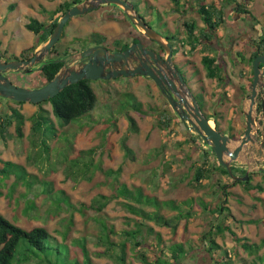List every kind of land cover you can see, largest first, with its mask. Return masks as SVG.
Here are the masks:
<instances>
[{"label":"rangeland","instance_id":"rangeland-1","mask_svg":"<svg viewBox=\"0 0 264 264\" xmlns=\"http://www.w3.org/2000/svg\"><path fill=\"white\" fill-rule=\"evenodd\" d=\"M61 1L63 0H0V35H6L4 39L9 42L7 49L0 46L2 59L19 58L23 45L35 43L34 35L25 38V31L30 32L26 30L25 24L32 18L50 22L53 9ZM128 1L136 4L144 17H147L149 9L153 8L150 25L159 33L163 23L157 12L163 16L167 30L182 29L183 18L202 24L196 12L195 0H181L187 10L183 13L174 8L171 0ZM212 1L205 0L208 3ZM238 1L246 4L249 13L235 15L232 8L234 4L224 5V12L228 17L227 24L236 28L244 24L263 22L264 0ZM125 17L124 13L112 4H104L84 15L75 16L64 27L55 48L61 52L72 42H78V47H83L92 31L104 33L108 41L116 37L128 39V33L132 37V27ZM12 29L13 36L9 38ZM53 57L54 55L48 53L45 60ZM182 57L186 61L179 60L182 66L187 63L191 69V73L189 71L187 74L191 78L190 86L193 89L197 83L195 73L198 57L194 53L183 52ZM36 71L38 69L29 74L12 72L9 75L15 80L14 83L38 87L44 83V79ZM89 84L97 97L90 112L65 123L50 112V104L46 103L43 108L49 111L54 128L44 124L37 135L33 136L30 130V116L39 107L28 102L18 106L0 97V111L6 112L10 106H17L25 116L23 136H14L5 144L0 142V214L23 228L46 227L51 234L50 243L60 246L59 251L32 255L30 261L24 264H47L46 258H49L52 264H69V258L81 261L83 254L77 240L82 237L92 264H116L107 255H100L106 244L99 239L105 235V231L101 234L98 227L104 223L109 229L112 228V231H106L109 239L120 243L123 241L121 232L133 226L131 223L128 225L130 215L122 207L123 200L120 197L110 199L101 209H97L98 205L93 201L100 195H113L115 188L123 182L130 188L142 187L144 195L156 196L162 201L173 199L183 209L189 207L181 201L193 200L190 207L192 219L187 222L186 228L185 220L176 219V211L168 208H164L162 213L166 218L172 219L171 224H176L174 232L169 227L145 221L154 229L149 235H146V230L143 232L148 246L155 243L151 248L145 246V253L150 261L153 253L160 250L154 242L155 233L159 232L162 246L168 247L174 242L182 241L186 249H189L181 264H212L205 251L207 238H203V235L213 229V225L221 222L223 214H226L223 224L244 241L259 243L264 239L263 192L257 191L254 198L242 184H232L233 180L229 176L218 171L210 173L200 185L192 184L194 168L202 161V149H210L197 137V133L188 128V123L179 118H175V124L172 125L174 132L167 135V131L161 129L157 123L158 112L163 108H172L160 95L152 80L138 76L116 78L108 82L90 80ZM127 92L132 93L136 101L141 103L140 111L130 107L132 98ZM230 115L229 112L224 113L227 124ZM128 117L136 121L137 132L129 130ZM124 136L127 137V144L132 150L131 155L125 154L120 145ZM195 136L196 142H192L190 138ZM1 161H11L13 165L9 168L2 165ZM166 162L170 164V168L162 174L159 170H165ZM209 162L213 163L212 160ZM233 164L245 171L249 169L251 183H259L264 187V170L258 169L260 164L254 163L247 155L242 157L241 162ZM118 169L119 173H114ZM27 182H31L30 186ZM223 183L228 184L226 196L222 195L223 191L219 186ZM222 198L226 200L220 203ZM200 199L207 205L205 210L199 203ZM69 202L73 207H67ZM220 205L226 207L222 212L217 210ZM249 220L255 222L249 223ZM212 237L221 247L228 249V254H231L237 264H264V261L260 262L256 258L263 255L264 246L256 254H250L240 249V246L234 250L235 243L228 230ZM113 251L118 252L116 249ZM164 251L169 254L167 248ZM126 253L127 263L143 264L136 258L129 244ZM212 253L217 254V251Z\"/></svg>","mask_w":264,"mask_h":264},{"label":"trees","instance_id":"trees-1","mask_svg":"<svg viewBox=\"0 0 264 264\" xmlns=\"http://www.w3.org/2000/svg\"><path fill=\"white\" fill-rule=\"evenodd\" d=\"M81 0H63L55 7L52 11V17L50 22L45 23L43 21H39L35 18L29 20V22L25 25V27L33 32L36 36V42L23 49L20 54V59L30 58L33 54L34 49L41 44L42 42L46 41L49 35L51 34L54 26L56 25L60 16L64 13V11L69 8L70 6L78 3ZM196 1V12L200 17V20L203 24L215 27L221 23H225L227 20V15L224 12V5L231 6L233 5V9L237 13L247 14L248 10L246 8L245 3H240L238 0H213L212 2H205V0H195ZM173 3L174 8L183 13L186 12V6H183L181 0H171ZM137 10L138 7L136 4L131 3ZM121 11V10H120ZM122 12V11H121ZM68 22L65 24V26ZM183 28L187 33V39L189 43V50L190 53H194L195 48L197 46L196 37L194 35L195 32V23L193 20H189L187 18L182 20ZM135 32V33H134ZM132 33V37L130 33H128V39L116 37L112 40L108 41L106 35L99 31H92L89 34L87 43L83 46V48H87L92 45H103L108 47L109 49L113 50H122L129 46L130 43L135 42L139 37L140 33L134 30ZM139 34V35H138ZM207 37V36H204ZM110 45V46H109ZM179 46L180 43H179ZM77 51L76 46H66L61 52H58L57 49L54 48L49 54L54 55L53 58H49L45 60L44 64L39 65L37 73L41 74L44 83L48 82L56 73V71L62 66L61 62H54L55 59L58 57H65L70 53ZM57 57V58H55ZM18 58V57H15ZM0 60H2L0 54ZM8 60V59H5ZM204 66L209 69L208 75H214L215 67H212L213 61L209 59H204L203 61ZM11 80V76L9 74L6 75ZM116 79V78H115ZM148 79V78H147ZM150 80V79H149ZM13 81V80H12ZM15 81V80H14ZM13 81V83H14ZM90 80L82 79L77 81L76 83L69 84L64 87L58 94L53 96L48 100H44L42 102L36 103L39 108L35 111L31 116V124L30 130L31 135H37L40 131V128L44 124H49L51 127L54 128V123L49 116V111L43 108V105L48 103L50 104V112L56 116L57 118L61 119L65 123H70L72 120H75L82 115L90 112L96 103L97 97L96 94L89 84ZM104 81V80H103ZM107 82L109 80H106ZM15 84L23 86L21 83L16 82ZM28 86V85H27ZM28 87H37V86H28ZM126 94L131 95L132 101L130 103V107L134 108L137 111L141 110V103L136 101L135 96L127 92ZM9 100V99H6ZM11 101V100H10ZM16 105H21L24 102H15ZM46 115L44 116L43 115ZM204 115L209 118L204 113ZM175 118L178 119L176 113L172 110H168L163 108L157 114V123L164 131H167V135L170 132H174V127L172 126L175 124ZM25 122V116L20 111L17 106H10L6 112L0 111V142L5 144L7 141L11 140L14 136L17 138H21L23 136L22 127ZM129 122V130L131 132H137L138 127L136 121L132 117H128ZM212 122V121H211ZM13 127V131L11 128ZM198 138L199 135H197ZM196 136L191 137L190 140L192 142H196ZM120 145L123 148L125 154L131 155L132 150L127 144V137L124 136L120 140ZM208 150L202 149V161L200 164L194 168L191 182L194 185H200L201 181L207 179L210 173L213 171H218L220 174L228 175L227 169L218 164L216 160L215 154L213 150L209 147ZM92 150V149H91ZM209 160H212L213 163L210 164ZM13 162L11 161H1V164L4 166H8L11 168ZM17 164V163H14ZM22 167V166H21ZM23 168V167H22ZM170 168V164L166 162L165 170H159L162 174L166 170ZM231 170L234 174H239V176H243L245 174V170L242 169H235L231 167ZM119 169L116 170L114 173L118 174ZM239 172V173H238ZM109 173V172H108ZM117 179V177H116ZM20 180V179H16ZM31 182H27L28 186H30ZM240 183L243 185L244 189L249 193L250 196L256 198L255 193L257 191L264 193V187L257 183H251V176H248L245 181L235 180L232 181V184ZM218 185V184H217ZM222 189V195H228L226 187L228 184H220ZM64 194V191H63ZM120 197L123 201H121L122 207L129 213L130 217H128V225H133L129 229H124L122 233L123 241L120 243H115L109 239L106 231H112V228H108L104 223L103 225H99V230L101 234L105 231V235L102 237L100 236L99 239L102 240L106 244V248L104 249L103 255H107L111 260H113L116 264H129L126 262V250L127 244L133 248V252L136 258L141 261L143 264H181L183 258L188 255L189 249H186L185 244L182 241L174 242L173 244L169 245L168 247L161 245V236L159 232H156V245L159 246L160 250L157 253H153L151 261L147 257L145 251L146 247L151 248L154 247L155 243L147 245V242L143 236V232L146 230V235H149L154 232V229L151 226H148L145 221H152L154 224L160 226H166L171 228L172 232L175 231L176 224H171L172 219H168L162 213L164 208H168L169 210L176 211V215L174 217L176 219H184V228H186V224L188 221L192 219V212L190 210L191 204L193 203L192 199L181 201V203L187 204L189 209H183L176 203L173 199L168 200H160L156 196H147L144 195V191L142 187H136V189L128 187L124 182L119 183L117 188H115V192L113 195H100L96 201L93 203L97 204V209H101L104 207L110 199H114ZM225 198L220 200V203L225 202ZM201 207L205 210L207 208L206 203L203 200H199ZM67 207H73L70 204ZM92 207V206H91ZM151 208V210H148ZM226 209L223 205L218 207V212H222ZM84 209V208H83ZM82 212V209H80ZM72 214V212H71ZM221 214V213H220ZM228 215V213H227ZM226 218V214L222 216L221 222L219 221L218 224L213 225V229H209L204 235L203 238H207V248L205 251L208 253L212 264H237L234 259H232L231 254H228V249L221 247L216 240L212 237L213 235L216 236L217 234L223 233L224 230H228L232 236L234 241V250L240 246L245 252L250 254H256L258 250L262 246H264V239H262L259 243H250L248 241H244L241 237H238L235 232H233L228 226L226 227L223 223ZM71 220V218H70ZM249 223H254V220H249ZM68 231V229L66 230ZM67 234V233H65ZM147 237V236H146ZM51 234L48 232L47 228L44 226H32L31 228H23L18 226L14 222L5 218L2 214H0V264H24V262H29L32 255H39L38 253H47V251L56 250L59 251V247L57 244L53 246L50 243ZM78 245L81 249V253L83 254V259L81 261L77 259H70L69 264H92L84 238L78 239ZM146 246V247H145ZM165 248L168 249L169 254H165ZM113 249L118 250L113 251ZM217 251V254H213L212 252ZM57 258V257H56ZM64 258L67 257L64 256ZM256 258L260 261H264V253L262 256H256ZM47 259V264H52V261L49 258ZM260 264V263H258Z\"/></svg>","mask_w":264,"mask_h":264},{"label":"water","instance_id":"water-1","mask_svg":"<svg viewBox=\"0 0 264 264\" xmlns=\"http://www.w3.org/2000/svg\"><path fill=\"white\" fill-rule=\"evenodd\" d=\"M104 4L118 7L133 27L161 46L165 56L162 57L152 48L144 46L141 41L132 42L120 51H111L103 45H93L64 58L55 59L54 62L65 64L48 82L38 87L17 85L6 76L12 72L29 74L34 69H38L39 65L44 64L46 55L52 51L61 37L65 24L71 18L84 15ZM85 57L87 59L81 61ZM171 57L172 49L169 41L149 26L128 0H81L64 11L47 40L34 50L30 58L0 60V97L15 102L36 104L52 98L67 85L82 79L107 80L120 77H148L165 96L169 106L179 119L188 123V128L197 133L213 150L218 164L227 169L229 177L233 181H245L249 169L243 176H238L233 174L231 165L234 162H241L242 157L248 155L245 147L250 143L255 145L259 153L262 152L250 135L253 123V98L259 72L257 66L262 57L257 56L254 60L255 77L251 86V94L242 102L247 128L239 140H234L219 132L215 128L214 122L202 113L196 98L180 72L173 65ZM263 159V157L260 158V160ZM256 162L259 161L256 159Z\"/></svg>","mask_w":264,"mask_h":264},{"label":"flooded vegetation","instance_id":"flooded-vegetation-1","mask_svg":"<svg viewBox=\"0 0 264 264\" xmlns=\"http://www.w3.org/2000/svg\"><path fill=\"white\" fill-rule=\"evenodd\" d=\"M152 9V7L149 9L147 17H144V15L139 12V8L138 10L136 9L149 26H151ZM157 14L161 17V22L163 23L161 27V32L163 33L160 32V34L169 41L172 49V63L180 72L188 88L196 98L202 113L211 116L209 119L214 122L215 128L219 132L234 140H239L247 128L242 102L251 94V86L253 85V79L255 77L254 60L257 56L262 57V60L257 66L259 72L255 86L256 92L253 98V123L251 124L250 130L251 137L256 145L262 149V152L259 153L255 145L251 143L245 148L248 153L247 156H249L254 163L260 164L258 169L264 170V159L260 160V158H264V19L262 20L263 22L258 24H244L236 28L230 26L226 22L216 25L215 27H210L203 23L197 24L194 21V35L197 43L194 55H196L198 59L196 61L197 69L195 73V76H197V83L196 87L192 89L190 86L191 78L189 74H187L191 69L187 63H185V66H182V62L185 61L182 57V52L183 54H191L189 43L187 42V33L183 27L182 29L176 28L175 30H167L163 21L164 19H162L163 16L160 15L159 12H157ZM125 18L128 19L127 17ZM129 23L132 27L130 32H134L135 30L137 33H140L136 41H141L144 46L152 48L162 57L165 56L161 46L139 32L133 27L130 21ZM179 43L181 46H179ZM73 45H76L77 51L85 49L83 47H78V42H76V44L73 42L69 44V46ZM109 50L116 51L113 49ZM205 58L213 61L212 67H215L214 75H208L209 69H207L203 63ZM86 59L85 57L81 59V61H85ZM63 64L65 63H62V65ZM186 66L187 68L185 69ZM189 73H191V71ZM107 80L111 81L112 79ZM158 91L164 100H166L159 88ZM166 103H168L167 100ZM225 112L231 114L228 124L225 121ZM204 144L206 145L205 142ZM207 147L209 148V146ZM256 159L259 162H256ZM231 167L240 170L238 165L232 164ZM262 173H264V171ZM235 175H240V173ZM248 176H250V173Z\"/></svg>","mask_w":264,"mask_h":264},{"label":"crops","instance_id":"crops-1","mask_svg":"<svg viewBox=\"0 0 264 264\" xmlns=\"http://www.w3.org/2000/svg\"><path fill=\"white\" fill-rule=\"evenodd\" d=\"M2 9H4V8H2ZM54 10V9H53ZM27 24V23H26ZM25 24V25H26ZM26 28V27H25ZM26 30H28L27 28H26ZM12 33H11V35L10 36H8L9 38L11 37V36H13V32H14V30L12 29V31H11ZM102 33V32H101ZM24 35H25V38H30V37H28V35H34L35 36V34L33 33V32H29V33H26V31H25V33H24ZM5 37H7L6 35H0V46H1V48L3 49V48H8V44H9V42L7 41V39H4ZM36 37V36H35ZM27 44V43H26ZM23 45L24 47L20 50V52L23 50V49H25V48H27V47H29V46H31V45H33L34 43H31V44H29V45ZM40 45V44H39ZM38 45V46H39ZM37 46V47H38ZM36 47V48H37ZM35 48V49H36ZM34 49V50H35ZM34 52V51H33ZM0 54H1V52H0ZM20 54V53H19ZM10 74V73H9ZM25 74V73H24ZM9 78V77H8Z\"/></svg>","mask_w":264,"mask_h":264},{"label":"clouds","instance_id":"clouds-1","mask_svg":"<svg viewBox=\"0 0 264 264\" xmlns=\"http://www.w3.org/2000/svg\"><path fill=\"white\" fill-rule=\"evenodd\" d=\"M2 60H4V59H2Z\"/></svg>","mask_w":264,"mask_h":264},{"label":"bare ground","instance_id":"bare-ground-1","mask_svg":"<svg viewBox=\"0 0 264 264\" xmlns=\"http://www.w3.org/2000/svg\"><path fill=\"white\" fill-rule=\"evenodd\" d=\"M212 123V122H211Z\"/></svg>","mask_w":264,"mask_h":264}]
</instances>
